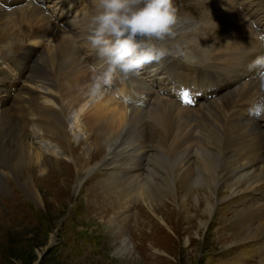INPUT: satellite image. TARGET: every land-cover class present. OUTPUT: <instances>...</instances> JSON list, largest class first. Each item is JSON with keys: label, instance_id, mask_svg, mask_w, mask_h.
I'll return each mask as SVG.
<instances>
[{"label": "bare ground", "instance_id": "1", "mask_svg": "<svg viewBox=\"0 0 264 264\" xmlns=\"http://www.w3.org/2000/svg\"><path fill=\"white\" fill-rule=\"evenodd\" d=\"M48 9L52 10L51 4ZM228 46L234 49L230 52V59H238L241 53L242 55L249 53V49L243 45L228 43ZM50 57L53 60L54 56ZM77 63L79 66L78 61ZM238 68L237 75L242 72L252 73L247 70L245 59L240 61ZM57 71L58 80L51 78L53 82H59L57 89L52 88L50 84L49 87L38 91L35 97L26 100L19 97L15 116L5 109H0V184L4 185L5 180L10 176L9 179L17 187L22 188L26 197L38 202L40 196L46 193L43 190L45 175L59 168L61 164L67 169V165L64 164L63 158L52 155L55 153L53 150L55 145L37 143L29 138V134L36 132L50 140L53 138L51 131L54 130L55 125H59L63 128L56 135L64 137L66 147L64 146L63 152L67 153L64 159L75 171L74 177L65 174L66 180H59L60 186L65 187L69 192L80 189L78 176L96 172L99 167L111 164L110 159L115 153L123 155L121 163L124 167L120 174L122 182L140 195L144 207L159 216V222L171 230L176 240L181 238V234L168 225L165 216L158 214V211L165 209L168 210L166 212L173 211L166 208L169 204L175 201L179 203L176 211L174 209V216L177 221L186 225L184 230L187 235L184 238L187 243L193 238L197 240L205 238L215 212L219 211L217 207L219 202L247 191L259 194L256 200L264 196V122L258 124L230 110L229 103L223 102L226 96L219 97L223 102L222 113L216 112L212 119L205 114L201 116L204 121L201 138L195 137L197 127L191 117L185 119L184 115L170 113L168 115L158 113L154 123L150 125L152 128L149 134L139 107L115 104L110 97H104L99 101H95L93 97L87 99V88L80 84L82 75L87 72L85 65L82 64L78 71L66 66H61ZM44 84L46 86L48 82L45 81ZM249 85H252V80L242 83L237 90H242V86L248 89ZM3 96L4 91L0 90V98ZM93 101L95 103L91 105ZM64 102L78 107L79 111L73 114L72 123L75 128L82 130L81 132H88L85 133L83 140H78V144L68 136L69 130L60 111ZM87 102H90L88 106H86ZM84 142L88 144L86 151L92 149L93 154L85 153L82 147ZM71 146L82 150L83 153L73 154ZM147 146L152 147V151L148 150ZM163 151H168L171 166L165 168L162 174L160 167L154 165V161L161 158L160 154ZM108 155L111 157L108 158ZM94 158L96 161L93 160ZM260 161L261 165L231 176L234 178L231 183L229 181L228 185L218 187L226 178L225 172L230 171L231 167L233 170H241ZM157 175L161 179L157 178ZM116 177L118 179L119 175ZM171 177L173 180L169 184L168 179ZM153 188L161 197L168 198L166 195L170 193L169 204L155 201L150 195V190ZM106 194L113 196L114 192L107 187L102 188L98 194L101 202H105L103 198L101 199L102 195L108 201ZM113 199L115 203L109 202L108 208L112 209L116 206L120 208L123 200ZM99 204L100 202L97 206H100ZM261 213L263 218L260 221H249L230 234L238 238L231 241L230 245L251 242L264 236V207ZM115 220L114 217L109 221L110 229L116 226ZM149 221L151 220L144 218L141 225L136 224L141 229ZM116 227V232L122 233L120 227ZM253 227L254 232H252ZM114 245L117 254L129 248L125 238L115 241Z\"/></svg>", "mask_w": 264, "mask_h": 264}, {"label": "rangeland", "instance_id": "2", "mask_svg": "<svg viewBox=\"0 0 264 264\" xmlns=\"http://www.w3.org/2000/svg\"><path fill=\"white\" fill-rule=\"evenodd\" d=\"M71 120L72 128L74 123H72L73 119ZM68 132L69 138L77 144L78 140L84 139L88 133L87 131L81 134H75L74 131ZM62 138L64 143L56 145L53 149L55 153L52 155L63 158L67 169L61 164L59 168L54 169L55 171L51 170L45 175L43 190L46 193L40 196L38 202L26 197L22 188L17 187L9 179L10 176L5 180L4 185L0 184L4 189H0V264H238L239 261L243 262L242 264H264L263 261L249 263L246 256V251L250 246V252H254L256 257L259 256L260 251L256 245L262 237L251 242L230 245L231 241L238 239L237 236H230L236 228L246 225L249 221H256L254 217L252 220H246L237 225L239 214L234 213L233 209L237 210L244 205L242 197L234 199L233 196L231 199L227 198L219 202L217 205L219 211L215 212L205 238L203 240L193 238L185 243L184 237L187 233L184 227L186 225L175 219L174 209L176 211L179 203L175 201L169 204L170 193L166 195L168 198L160 196L153 199L161 204L168 203L169 206L165 207L173 209L169 212H166L168 211L166 209L157 211L160 216L161 214L165 216L168 225L176 230L175 232L181 234L179 240L172 236L171 230L159 222L158 215L143 207V200L138 199L134 194L131 195L132 208L129 207L127 210L122 202L120 208L117 206L112 209L108 208L109 202L115 203L113 198H121L125 201L124 197L128 196V193L124 196L122 191L112 186V181L107 184L106 180L95 179V172L78 176L80 189L77 188L73 192L60 186L59 180H66L65 174L75 176L74 168L69 166L64 159L67 153L63 152L66 144L64 137ZM87 145V142H84L82 147L85 153L90 154L92 149L86 151ZM71 148L73 154L83 153L82 150H77L72 146ZM93 160L96 161L95 158ZM225 176L219 188L228 185V182L231 183L234 179L228 174ZM172 180V177L168 179L169 184ZM104 187L113 191L114 195L106 194L107 201L103 194L101 199L103 198L105 202H101L98 194ZM98 202L100 206H97ZM134 203L141 206L143 214L140 216L139 224L143 223L144 218L151 220L146 222L147 224L145 223L141 229L137 224L132 226V222L126 227L122 225V222L127 220H135L130 216L131 213H135ZM224 204L230 206L229 212L223 211L222 205ZM114 217L116 226L120 227L122 233L116 232V226L110 229L109 221ZM233 221L237 222L235 229H232L235 225ZM254 229L253 227L252 232ZM120 238L127 240L129 248L117 254L114 242ZM137 244H140L142 249H137ZM238 244L242 245L234 256V259L238 261L223 256V254H228L225 253L226 249Z\"/></svg>", "mask_w": 264, "mask_h": 264}, {"label": "clouds", "instance_id": "3", "mask_svg": "<svg viewBox=\"0 0 264 264\" xmlns=\"http://www.w3.org/2000/svg\"><path fill=\"white\" fill-rule=\"evenodd\" d=\"M92 5L86 39L98 64L92 67L86 86L91 97H102L117 79L141 77L149 64L185 55L179 45L174 51L163 43L177 35L174 0H92ZM247 70L254 73L261 93L247 114L256 121L264 120V54L251 60Z\"/></svg>", "mask_w": 264, "mask_h": 264}, {"label": "snow or ice", "instance_id": "4", "mask_svg": "<svg viewBox=\"0 0 264 264\" xmlns=\"http://www.w3.org/2000/svg\"><path fill=\"white\" fill-rule=\"evenodd\" d=\"M181 95H182V97H183L185 100H187V97H188V92H187V91H182V92H181Z\"/></svg>", "mask_w": 264, "mask_h": 264}]
</instances>
